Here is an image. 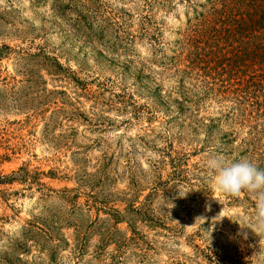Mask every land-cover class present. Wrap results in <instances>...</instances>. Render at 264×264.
<instances>
[{"label":"rangeland","instance_id":"374dc122","mask_svg":"<svg viewBox=\"0 0 264 264\" xmlns=\"http://www.w3.org/2000/svg\"><path fill=\"white\" fill-rule=\"evenodd\" d=\"M205 2L0 0V264H264L206 162L264 169V97L181 72Z\"/></svg>","mask_w":264,"mask_h":264},{"label":"trees","instance_id":"16d2710c","mask_svg":"<svg viewBox=\"0 0 264 264\" xmlns=\"http://www.w3.org/2000/svg\"><path fill=\"white\" fill-rule=\"evenodd\" d=\"M180 53L181 72L216 74L227 92L264 97V0H206L187 27Z\"/></svg>","mask_w":264,"mask_h":264},{"label":"clouds","instance_id":"9594fccd","mask_svg":"<svg viewBox=\"0 0 264 264\" xmlns=\"http://www.w3.org/2000/svg\"><path fill=\"white\" fill-rule=\"evenodd\" d=\"M206 162L213 170L212 180L216 190L230 195H238L242 190L254 194L253 225L257 232L264 233V169L247 159L228 162L219 154L210 156Z\"/></svg>","mask_w":264,"mask_h":264}]
</instances>
